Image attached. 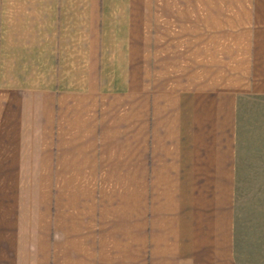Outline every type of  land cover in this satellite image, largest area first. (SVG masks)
I'll return each mask as SVG.
<instances>
[{"label": "crops", "instance_id": "obj_1", "mask_svg": "<svg viewBox=\"0 0 264 264\" xmlns=\"http://www.w3.org/2000/svg\"><path fill=\"white\" fill-rule=\"evenodd\" d=\"M250 96L264 0H0V264H244Z\"/></svg>", "mask_w": 264, "mask_h": 264}, {"label": "rangeland", "instance_id": "obj_2", "mask_svg": "<svg viewBox=\"0 0 264 264\" xmlns=\"http://www.w3.org/2000/svg\"><path fill=\"white\" fill-rule=\"evenodd\" d=\"M237 123L236 226L244 264H264V96L244 99Z\"/></svg>", "mask_w": 264, "mask_h": 264}]
</instances>
